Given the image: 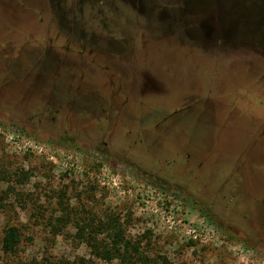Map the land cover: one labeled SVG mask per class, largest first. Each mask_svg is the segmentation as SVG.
<instances>
[{
	"label": "rangeland",
	"instance_id": "1",
	"mask_svg": "<svg viewBox=\"0 0 264 264\" xmlns=\"http://www.w3.org/2000/svg\"><path fill=\"white\" fill-rule=\"evenodd\" d=\"M223 1L0 0V264H121L110 214L126 264H264V3Z\"/></svg>",
	"mask_w": 264,
	"mask_h": 264
},
{
	"label": "trees",
	"instance_id": "2",
	"mask_svg": "<svg viewBox=\"0 0 264 264\" xmlns=\"http://www.w3.org/2000/svg\"><path fill=\"white\" fill-rule=\"evenodd\" d=\"M256 1L264 3V0ZM224 2L225 0L222 3ZM263 11L264 10L262 9V12ZM259 16L260 15L258 14L256 15L257 18H259ZM20 175L23 176L21 181L29 177L28 173L25 172L13 174V176L18 177H20ZM10 177L11 175L9 178ZM0 205L3 206L2 204ZM66 219L71 220L68 215L66 216ZM62 220L64 219L60 218V221ZM75 227L77 229V236L80 240L90 238L88 245L95 257L106 261H112L119 258L121 264H126L128 259H132L134 254L138 253V248L135 243H133L132 240L126 236L125 225L121 222V218L119 216L110 214L107 215L106 218L103 217L99 219L87 216L80 218L79 221L76 222ZM90 229L97 231L92 235L90 232L88 233ZM105 232L109 233L108 235L112 239L111 244H105V239L101 240L99 238V235H102ZM22 239V231L17 225H7L3 231L0 241L2 251L4 253L14 254L18 250ZM144 261L142 262L144 263ZM146 264H156V262H146Z\"/></svg>",
	"mask_w": 264,
	"mask_h": 264
},
{
	"label": "flooded vegetation",
	"instance_id": "3",
	"mask_svg": "<svg viewBox=\"0 0 264 264\" xmlns=\"http://www.w3.org/2000/svg\"><path fill=\"white\" fill-rule=\"evenodd\" d=\"M83 52H79L80 55H82ZM24 102L26 103H30L29 97H24ZM192 106L191 105H186V106H180L179 108H175L172 110L171 113H169L164 120H171L174 118H180L182 115H188V113L190 112V110H192ZM41 122V120H39Z\"/></svg>",
	"mask_w": 264,
	"mask_h": 264
},
{
	"label": "water",
	"instance_id": "4",
	"mask_svg": "<svg viewBox=\"0 0 264 264\" xmlns=\"http://www.w3.org/2000/svg\"><path fill=\"white\" fill-rule=\"evenodd\" d=\"M224 4H225V3L220 2V6H221V5H224ZM225 12H226V10L222 9V10L220 11L221 16L225 15V14H226ZM213 20H214V17L211 16L210 18H207L206 21H204V22L207 23V24L210 23L209 25H211ZM204 25H205V24H204ZM210 27H211V26H210ZM234 27H235V26H234ZM236 29H237V28H235V30H236ZM209 31L211 32L210 29H209ZM209 31H208V32H209ZM210 32L207 34L208 36H209V34H211ZM232 32H233V31H232Z\"/></svg>",
	"mask_w": 264,
	"mask_h": 264
}]
</instances>
